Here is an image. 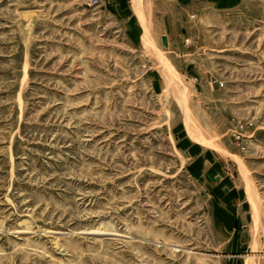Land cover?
<instances>
[{
    "label": "rangeland",
    "instance_id": "374dc122",
    "mask_svg": "<svg viewBox=\"0 0 264 264\" xmlns=\"http://www.w3.org/2000/svg\"><path fill=\"white\" fill-rule=\"evenodd\" d=\"M189 1L0 0V264H264V0Z\"/></svg>",
    "mask_w": 264,
    "mask_h": 264
},
{
    "label": "crops",
    "instance_id": "0c3cea01",
    "mask_svg": "<svg viewBox=\"0 0 264 264\" xmlns=\"http://www.w3.org/2000/svg\"><path fill=\"white\" fill-rule=\"evenodd\" d=\"M183 1H186L187 2V0H183ZM189 2H190L191 5L192 4H196V3L203 4L204 2H206V0H190ZM168 39L170 40V37H168Z\"/></svg>",
    "mask_w": 264,
    "mask_h": 264
},
{
    "label": "water",
    "instance_id": "95a60500",
    "mask_svg": "<svg viewBox=\"0 0 264 264\" xmlns=\"http://www.w3.org/2000/svg\"><path fill=\"white\" fill-rule=\"evenodd\" d=\"M162 42H163V46L165 48H168L169 47V42H168V37L167 36H163L162 37Z\"/></svg>",
    "mask_w": 264,
    "mask_h": 264
},
{
    "label": "built area",
    "instance_id": "2783aa9c",
    "mask_svg": "<svg viewBox=\"0 0 264 264\" xmlns=\"http://www.w3.org/2000/svg\"><path fill=\"white\" fill-rule=\"evenodd\" d=\"M196 81H198L197 79H196ZM221 86H224L223 84H221ZM245 127V126H244ZM240 137V136H239Z\"/></svg>",
    "mask_w": 264,
    "mask_h": 264
},
{
    "label": "bare ground",
    "instance_id": "6f19581e",
    "mask_svg": "<svg viewBox=\"0 0 264 264\" xmlns=\"http://www.w3.org/2000/svg\"><path fill=\"white\" fill-rule=\"evenodd\" d=\"M146 20V19H145ZM168 42H169V40H168ZM162 60V59H161ZM165 74V73H164ZM177 77V76H176ZM171 78V77H170ZM259 221V220H258Z\"/></svg>",
    "mask_w": 264,
    "mask_h": 264
}]
</instances>
